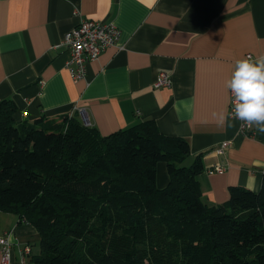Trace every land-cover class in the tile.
I'll return each instance as SVG.
<instances>
[{
    "label": "crops",
    "instance_id": "1",
    "mask_svg": "<svg viewBox=\"0 0 264 264\" xmlns=\"http://www.w3.org/2000/svg\"><path fill=\"white\" fill-rule=\"evenodd\" d=\"M81 17L113 21L122 32L75 81L61 42ZM259 55L264 0H0V100L17 103L18 121L44 114L60 120L75 111L84 120L83 110L90 125L109 134L153 119L162 133L189 140L190 163L202 157V199L210 204L228 200L232 185L258 191L263 183L264 134L255 124L252 136L240 134L224 88L235 60ZM160 71L171 73V86L155 85ZM225 107L232 127L219 129L212 113ZM157 170L164 187L166 164ZM36 233L0 210V236L9 234L16 264L23 244L39 252Z\"/></svg>",
    "mask_w": 264,
    "mask_h": 264
},
{
    "label": "trees",
    "instance_id": "2",
    "mask_svg": "<svg viewBox=\"0 0 264 264\" xmlns=\"http://www.w3.org/2000/svg\"><path fill=\"white\" fill-rule=\"evenodd\" d=\"M17 112L0 100V210L36 228L32 264H264V178L210 204L202 157L185 165L189 140L153 119L103 134L76 111L31 122Z\"/></svg>",
    "mask_w": 264,
    "mask_h": 264
},
{
    "label": "built area",
    "instance_id": "3",
    "mask_svg": "<svg viewBox=\"0 0 264 264\" xmlns=\"http://www.w3.org/2000/svg\"><path fill=\"white\" fill-rule=\"evenodd\" d=\"M79 15V11H76ZM121 28L113 21L97 20L91 18H82L78 24L65 33L61 44L68 50V58L66 67L69 69L72 78L75 81L85 78L88 64L99 58L103 50L109 46L116 45L121 37ZM251 56V55H249ZM173 78L171 73L160 71L157 75L155 85L171 86ZM233 101L230 94V103L228 113L234 117L232 112ZM77 108V107H76ZM84 116V123L90 125L91 122L87 118L85 112L81 110ZM240 121V120H239ZM92 126V125H90ZM239 132L242 136H252L254 133V124L249 127L240 121ZM229 145V141H224L221 146L216 149L220 154L224 153L225 148ZM225 168L221 165L214 167V171L223 173ZM14 246L9 238V234L0 236V257L2 264H16L17 258H14ZM32 254V245L25 243L19 248V262L21 264H32L30 256Z\"/></svg>",
    "mask_w": 264,
    "mask_h": 264
},
{
    "label": "clouds",
    "instance_id": "4",
    "mask_svg": "<svg viewBox=\"0 0 264 264\" xmlns=\"http://www.w3.org/2000/svg\"><path fill=\"white\" fill-rule=\"evenodd\" d=\"M224 88L231 94L234 118L249 127L255 124L257 132L264 134V55L235 60ZM212 119L219 129L232 127L227 107L214 111Z\"/></svg>",
    "mask_w": 264,
    "mask_h": 264
},
{
    "label": "rangeland",
    "instance_id": "5",
    "mask_svg": "<svg viewBox=\"0 0 264 264\" xmlns=\"http://www.w3.org/2000/svg\"><path fill=\"white\" fill-rule=\"evenodd\" d=\"M184 164H185V165H189V164H191V163L189 162V159H187V160L184 162ZM157 184H158V183H157ZM39 249H40V247H39V244H38V242H37L36 251H39Z\"/></svg>",
    "mask_w": 264,
    "mask_h": 264
}]
</instances>
